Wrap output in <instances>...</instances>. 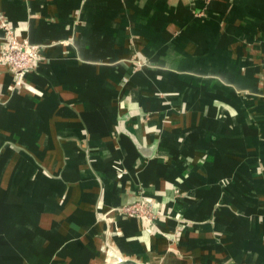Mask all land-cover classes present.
Returning a JSON list of instances; mask_svg holds the SVG:
<instances>
[{"label": "crops", "instance_id": "obj_1", "mask_svg": "<svg viewBox=\"0 0 264 264\" xmlns=\"http://www.w3.org/2000/svg\"><path fill=\"white\" fill-rule=\"evenodd\" d=\"M0 10L47 45L0 62V264H264V0Z\"/></svg>", "mask_w": 264, "mask_h": 264}, {"label": "built area", "instance_id": "obj_2", "mask_svg": "<svg viewBox=\"0 0 264 264\" xmlns=\"http://www.w3.org/2000/svg\"><path fill=\"white\" fill-rule=\"evenodd\" d=\"M6 18V17H5ZM0 31H2V47L0 51V62L8 65L12 78H20L27 71L35 69L39 60L44 57L43 50L47 46L43 43H31L27 39L21 40L15 33H12L0 20ZM117 210L120 215L136 217L141 220L152 223L158 216L154 207V202L150 199L139 198L132 202L121 205V207L112 208ZM107 221L105 216L101 218Z\"/></svg>", "mask_w": 264, "mask_h": 264}, {"label": "rangeland", "instance_id": "obj_3", "mask_svg": "<svg viewBox=\"0 0 264 264\" xmlns=\"http://www.w3.org/2000/svg\"><path fill=\"white\" fill-rule=\"evenodd\" d=\"M3 19V23L5 24L6 22V27L8 28V30H10L12 33H15V35L18 38H21V40H25L27 39L29 41V39L27 37L24 38V28H20V26L18 25V23H12V21H10V19L5 18L4 13L0 10V20L2 21ZM0 38H2V31H0ZM31 42V41H29ZM31 43H35V42H31ZM62 44L64 45H73V41L71 38H66L64 40L61 41ZM37 44V43H36ZM134 66L133 67H141V66H149L150 64H148L147 61H138V59L134 60L133 63ZM23 76H21L20 78H12V84L14 86V88H18L20 86L21 83V79ZM155 219V218H154ZM153 219V220H154ZM153 222V221H152ZM151 224V223H150Z\"/></svg>", "mask_w": 264, "mask_h": 264}, {"label": "water", "instance_id": "obj_4", "mask_svg": "<svg viewBox=\"0 0 264 264\" xmlns=\"http://www.w3.org/2000/svg\"><path fill=\"white\" fill-rule=\"evenodd\" d=\"M132 136V135H131ZM133 138V137H132ZM134 139V138H133ZM135 144L137 145L139 151L142 153V155L147 156L150 152V150H148V148H144L140 143H138L136 140H134ZM148 157V156H147ZM102 264H141L138 261L134 260V259H130V258H122V257H118L115 260L112 261H107L104 262Z\"/></svg>", "mask_w": 264, "mask_h": 264}]
</instances>
